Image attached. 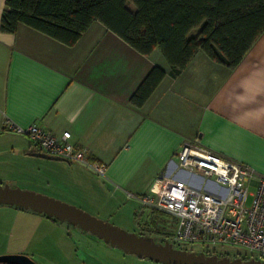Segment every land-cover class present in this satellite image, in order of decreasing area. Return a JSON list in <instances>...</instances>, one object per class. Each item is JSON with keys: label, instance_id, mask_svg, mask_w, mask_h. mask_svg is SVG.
I'll use <instances>...</instances> for the list:
<instances>
[{"label": "crops", "instance_id": "1", "mask_svg": "<svg viewBox=\"0 0 264 264\" xmlns=\"http://www.w3.org/2000/svg\"><path fill=\"white\" fill-rule=\"evenodd\" d=\"M5 8L0 0V174H21L33 185L23 191L91 214L138 216L140 196L187 182L176 159L185 142L248 167L254 186L264 179V34L234 70L200 52L173 77L160 50L145 56L100 22L69 47L26 25L3 32ZM155 67L167 76L137 109L130 100ZM10 123L70 132L91 161L107 166L105 175L42 157ZM40 216L49 225L57 219Z\"/></svg>", "mask_w": 264, "mask_h": 264}, {"label": "trees", "instance_id": "2", "mask_svg": "<svg viewBox=\"0 0 264 264\" xmlns=\"http://www.w3.org/2000/svg\"><path fill=\"white\" fill-rule=\"evenodd\" d=\"M96 22L145 56L160 50L173 77L200 52L234 70L264 34V0H6L1 30L15 33L26 25L72 47ZM166 76L164 69L155 67L131 105L142 108ZM213 253L219 259L238 258L219 249Z\"/></svg>", "mask_w": 264, "mask_h": 264}, {"label": "built area", "instance_id": "3", "mask_svg": "<svg viewBox=\"0 0 264 264\" xmlns=\"http://www.w3.org/2000/svg\"><path fill=\"white\" fill-rule=\"evenodd\" d=\"M9 125L44 155L82 165L97 175L107 171L105 164L89 159L87 149L72 142L70 132L58 136L37 125ZM176 159L179 171L192 180H171L159 195L138 198L142 204L138 216L144 211L152 214L159 244L186 252L199 246L205 255L217 249L241 248L250 255L237 260L246 257L248 262L263 263L264 179L254 186V172L248 167L227 160L198 142H185ZM164 217L167 220L162 221ZM215 254L212 257H217Z\"/></svg>", "mask_w": 264, "mask_h": 264}, {"label": "rangeland", "instance_id": "4", "mask_svg": "<svg viewBox=\"0 0 264 264\" xmlns=\"http://www.w3.org/2000/svg\"><path fill=\"white\" fill-rule=\"evenodd\" d=\"M129 7L135 10L134 5ZM196 33L197 31L193 32ZM180 176L187 182L192 180L191 176L185 173H181ZM0 186L22 190L33 187L27 179L21 177V174L14 176L0 174ZM54 199L69 204L67 200H61L62 198ZM77 208L89 213L85 209ZM89 214L131 234H137L144 230V227L149 228L144 215L126 214L125 211H115V208L101 215ZM43 220L40 213L32 209L0 203V256L25 255L36 264H163L127 254L92 232L67 221L52 220L54 225H49ZM165 220L166 217L162 218V221ZM152 228L153 226H150V229ZM192 248L196 253H203L199 246ZM219 251L231 259L250 255L248 251L234 247Z\"/></svg>", "mask_w": 264, "mask_h": 264}, {"label": "water", "instance_id": "5", "mask_svg": "<svg viewBox=\"0 0 264 264\" xmlns=\"http://www.w3.org/2000/svg\"><path fill=\"white\" fill-rule=\"evenodd\" d=\"M42 157L57 160L47 155ZM0 203L12 204L21 208L32 209L39 213H45L49 217H55L60 221H67L80 226L86 231L97 235L106 243L119 248L130 255H136L141 259H149L163 264H264L261 262H243L242 260L231 261L218 257H207L205 254H194L179 251L170 246H162L152 240L137 237L120 230L96 217L78 209L75 206L63 203L53 198L45 197L34 192L23 191L0 186ZM0 264H36L30 257L25 255L0 256Z\"/></svg>", "mask_w": 264, "mask_h": 264}, {"label": "flooded vegetation", "instance_id": "6", "mask_svg": "<svg viewBox=\"0 0 264 264\" xmlns=\"http://www.w3.org/2000/svg\"><path fill=\"white\" fill-rule=\"evenodd\" d=\"M147 225H149V228L147 227H144V230H141L140 232H138L137 234H135L137 237H141V238H145L147 240H152L154 243L159 244V240L156 238V234H155V231L154 229H150V226L154 227V223L148 221L147 222ZM126 253V252H125Z\"/></svg>", "mask_w": 264, "mask_h": 264}]
</instances>
